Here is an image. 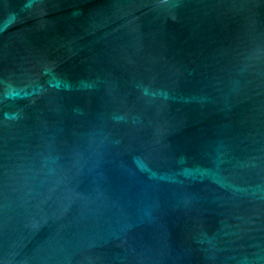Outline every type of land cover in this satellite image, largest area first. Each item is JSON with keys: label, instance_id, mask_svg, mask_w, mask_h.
Here are the masks:
<instances>
[{"label": "water", "instance_id": "obj_1", "mask_svg": "<svg viewBox=\"0 0 264 264\" xmlns=\"http://www.w3.org/2000/svg\"><path fill=\"white\" fill-rule=\"evenodd\" d=\"M0 264H264V0H0Z\"/></svg>", "mask_w": 264, "mask_h": 264}]
</instances>
